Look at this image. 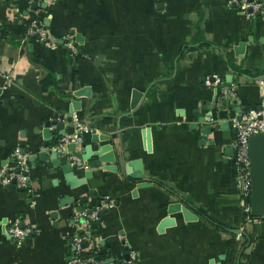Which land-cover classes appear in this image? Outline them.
Masks as SVG:
<instances>
[{
  "label": "crops",
  "instance_id": "0c3cea01",
  "mask_svg": "<svg viewBox=\"0 0 264 264\" xmlns=\"http://www.w3.org/2000/svg\"><path fill=\"white\" fill-rule=\"evenodd\" d=\"M30 25L45 27L48 42L27 35ZM212 75L217 87L205 83ZM261 76L264 10L248 15L227 0H0V168L22 143L36 153L45 122L66 117L73 98L86 142L116 134L101 142L113 144L115 163L91 168L80 186L37 158L28 190L0 185V264H69L76 209L97 202L91 229L104 264H127L129 246L136 264H264V217L247 221L242 210L233 124L204 134L198 121L223 100L257 106ZM84 87L88 96L73 95ZM133 161L149 185L126 173ZM174 202L196 219L168 213ZM16 216L33 229L20 245L5 232Z\"/></svg>",
  "mask_w": 264,
  "mask_h": 264
},
{
  "label": "water",
  "instance_id": "95a60500",
  "mask_svg": "<svg viewBox=\"0 0 264 264\" xmlns=\"http://www.w3.org/2000/svg\"><path fill=\"white\" fill-rule=\"evenodd\" d=\"M46 7V4H44ZM258 14V13H257ZM78 38V35L76 36ZM263 77L261 76L260 80ZM73 95L75 97L88 96L89 89L87 87L78 89L74 91ZM230 97V96H228ZM224 109H216L213 106L212 109L208 111L206 115L199 118V122L203 123L201 126V131L204 134H210L213 130L225 129L230 123H232L233 118L239 120L243 113L248 112L249 107H241L238 104V100L231 101L227 100L221 101ZM79 109V101L75 98L71 101L68 107L67 115L64 117L60 115L55 121L48 120L45 122V127L42 129V143L38 146L36 153L29 156V161L34 162L36 158L40 161H46L47 166L57 167L63 174L65 183L74 188L86 183V180L92 176L91 168H96L101 165V163H115V153L113 151V144L110 142L101 143L114 139L116 134L94 132L89 138V142H86L84 138L81 143H79V149H77V143L69 142L66 144V151L59 149L58 145L61 144L63 138L73 134L74 128L72 125V115L74 111ZM230 112L233 117L230 116ZM214 115L218 118V122L214 119ZM67 126L65 125L66 123ZM146 147L150 150V133L148 129L146 130ZM21 151L26 152L24 148V143H22ZM70 155L76 158V161L70 159ZM248 157H249V176H250V206L251 213L254 216L264 217V133L253 134L248 139ZM73 163V164H72ZM85 164L89 169L84 171V176L77 177L74 171L77 168H81ZM130 166L135 170L130 172ZM142 167L139 161H133L128 165H125V171L131 178L136 180H141L138 186L149 185V181L142 177L141 173ZM90 196L95 195V191H90L88 193ZM87 196H81L80 201L82 203L86 202ZM73 201V197L64 196L61 198V204H66ZM108 202V201H107ZM100 202H97L95 206L88 208V212L93 211L97 206H100ZM86 209L85 206L81 205L77 207V211ZM181 211L186 220L196 219L190 210L183 206L179 202L170 203L168 205V213H174ZM83 221V219H82ZM170 219H165L160 224V227L170 223ZM96 227V224L92 225ZM82 233V230L78 231V234ZM84 246H88L85 242ZM99 259H102L101 255H97ZM123 257L127 260L128 255L124 254ZM71 258V257H70ZM115 258L109 257L105 263L114 262Z\"/></svg>",
  "mask_w": 264,
  "mask_h": 264
},
{
  "label": "built area",
  "instance_id": "2783aa9c",
  "mask_svg": "<svg viewBox=\"0 0 264 264\" xmlns=\"http://www.w3.org/2000/svg\"><path fill=\"white\" fill-rule=\"evenodd\" d=\"M40 1V0H37ZM229 6H235L237 9L248 15L264 10V0H227ZM34 22V21H33ZM35 25V24H33ZM27 35H36L42 42H48L49 36L45 27H35L30 25L26 30ZM66 47L70 52H75V47L71 41H67ZM4 79L9 80V75L4 74ZM205 83L208 86L217 87L221 80L218 76L212 75L206 77ZM262 93L257 106L249 108L248 112L243 113L239 120L233 118L232 124L235 129L234 142V164L236 168V181L239 187L240 202L247 221L257 222L262 217L254 216L251 213L250 206V176H249V157H248V139L253 134L264 133V81H258ZM73 134L63 138V142L58 145L59 149H64V145L69 142L81 143L84 134L88 133L90 128L79 119L77 115L72 117ZM28 152H22L17 147L12 152V159L8 164L0 168V185L11 186L17 189L28 190L30 187V163ZM71 160L76 161L73 155L69 156ZM73 164V163H72ZM100 206L93 211L87 209L78 211L74 220L82 230V233H76L72 236L70 246L72 247L69 264H104L103 259L97 257V248L99 239L91 229V222L99 217ZM83 219V221H82ZM32 227L23 222L21 216L13 217L6 225L5 232L10 235L16 245H20L25 238L32 233ZM87 242L88 246H84ZM89 250L88 253L85 251ZM127 264H136L138 260L137 251L128 247Z\"/></svg>",
  "mask_w": 264,
  "mask_h": 264
},
{
  "label": "trees",
  "instance_id": "16d2710c",
  "mask_svg": "<svg viewBox=\"0 0 264 264\" xmlns=\"http://www.w3.org/2000/svg\"><path fill=\"white\" fill-rule=\"evenodd\" d=\"M43 86L46 87L47 86V81L44 79L42 80Z\"/></svg>",
  "mask_w": 264,
  "mask_h": 264
}]
</instances>
